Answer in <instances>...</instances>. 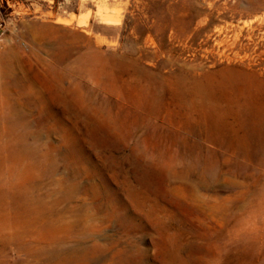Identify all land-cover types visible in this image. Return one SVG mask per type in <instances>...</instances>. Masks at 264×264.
I'll return each instance as SVG.
<instances>
[{"label": "rangeland", "instance_id": "1", "mask_svg": "<svg viewBox=\"0 0 264 264\" xmlns=\"http://www.w3.org/2000/svg\"><path fill=\"white\" fill-rule=\"evenodd\" d=\"M0 23V182L47 247L0 239V264H264V0H0ZM240 107L248 150L217 141Z\"/></svg>", "mask_w": 264, "mask_h": 264}, {"label": "bare ground", "instance_id": "2", "mask_svg": "<svg viewBox=\"0 0 264 264\" xmlns=\"http://www.w3.org/2000/svg\"><path fill=\"white\" fill-rule=\"evenodd\" d=\"M12 69L7 66V68H1L0 77L6 78L11 75ZM234 114V123H228L229 130L226 126V133L219 124H216L217 135L219 137L218 142L230 143L231 137L235 139L238 145L242 146L243 149L248 150L251 147L250 135L246 132L245 127L247 126L246 121L249 122V114L243 108H239ZM6 121V116L1 120L2 123ZM263 121V120H262ZM245 130V131H244ZM244 131V135L240 132ZM10 177L9 181H19V176L17 173L11 169L9 170ZM2 180V179H1ZM20 182L13 185L11 183L3 184L0 182V239H6L7 245L10 244V240L16 238L18 240H23L28 242V246L24 249L28 252V255L32 258L41 260L45 254L47 247H41L38 243L37 246H33L37 243L36 234L32 233V226L42 223L44 220L45 210L43 208L38 209L35 212V217L32 220L27 219L31 216L32 211H30V206L35 205L37 202L32 198L29 192L25 189ZM2 191V192H1ZM22 208H26L25 213L27 218L20 215ZM32 221V222H30ZM22 250V249H21ZM50 255V260L54 261L56 259V251L48 253ZM71 258H67L69 261ZM31 264V263H22Z\"/></svg>", "mask_w": 264, "mask_h": 264}, {"label": "built area", "instance_id": "3", "mask_svg": "<svg viewBox=\"0 0 264 264\" xmlns=\"http://www.w3.org/2000/svg\"><path fill=\"white\" fill-rule=\"evenodd\" d=\"M4 39V26L2 23H0V47L2 45Z\"/></svg>", "mask_w": 264, "mask_h": 264}]
</instances>
